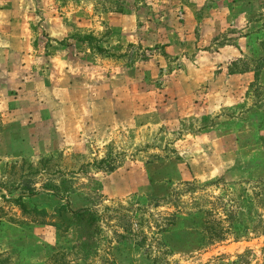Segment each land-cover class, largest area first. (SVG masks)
Returning a JSON list of instances; mask_svg holds the SVG:
<instances>
[{"label":"rangeland","instance_id":"374dc122","mask_svg":"<svg viewBox=\"0 0 264 264\" xmlns=\"http://www.w3.org/2000/svg\"><path fill=\"white\" fill-rule=\"evenodd\" d=\"M3 94L42 117L0 116V264H264V0H0Z\"/></svg>","mask_w":264,"mask_h":264},{"label":"trees","instance_id":"16d2710c","mask_svg":"<svg viewBox=\"0 0 264 264\" xmlns=\"http://www.w3.org/2000/svg\"><path fill=\"white\" fill-rule=\"evenodd\" d=\"M93 38L91 35H87L84 39H82L83 42L91 41ZM97 52L102 53L103 50L100 47H96ZM255 77H258V68H255L254 70ZM112 168H109L108 171H112ZM262 185V192L258 191L255 192L254 195L249 196L247 193H245V189L242 190V193L238 195V198L241 199V202L243 204L251 205L255 202V204H262L261 206L264 208V182H260ZM216 201H222L221 198H216ZM18 205H20L21 209L25 212H28V209L23 205L20 197L17 198ZM224 207V206H223ZM237 207L238 203H237ZM66 206H60L57 209H55L56 215L61 218V220L66 225V228L74 227L77 234V239L81 241V247L84 250H87L89 247V241L91 238V234L94 233L95 230H97L96 226V213L92 211L90 208H79L74 211H67ZM217 208H212L209 210L203 211L204 218L202 219V228L201 233L203 234L204 244L205 245H211L214 243L225 241L228 237L233 236L234 239L241 238L240 234L241 231L239 227L235 226V212L232 210L231 212L226 211L227 209H223L226 213L225 216L217 215ZM37 214H47L44 210H34ZM229 212V213H227ZM261 222V228H262V234H264V221L259 219ZM35 223H43V221H34ZM56 228H60V224L56 223L54 224ZM257 225H254L250 230V232L256 231ZM249 230L248 227L246 231ZM244 231V232H246ZM243 237V236H242ZM89 242V243H88ZM243 256H239V261L233 263V264H241V259Z\"/></svg>","mask_w":264,"mask_h":264},{"label":"crops","instance_id":"0c3cea01","mask_svg":"<svg viewBox=\"0 0 264 264\" xmlns=\"http://www.w3.org/2000/svg\"><path fill=\"white\" fill-rule=\"evenodd\" d=\"M176 84H172L171 86H175ZM134 96V99L133 100H136V95H133ZM8 98H7V95L6 94H3L2 96H0V116L3 118V124H7V125H11L15 122H20L21 124L24 123V121L28 122L30 120V117L32 116L33 119L36 120L39 119L41 120V117H42V111L40 109H37L34 110L31 114L29 111L25 110V111H20L18 110L17 108H8L7 106H5L3 103L4 101L5 102H8ZM213 145L214 147H216V142H213L212 143H209V146L210 145ZM221 158L219 159H222L223 156L220 154Z\"/></svg>","mask_w":264,"mask_h":264}]
</instances>
